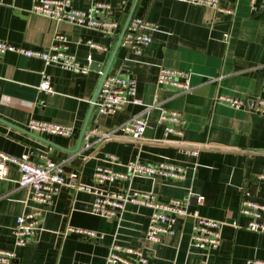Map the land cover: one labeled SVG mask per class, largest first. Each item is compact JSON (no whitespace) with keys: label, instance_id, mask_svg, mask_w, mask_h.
Masks as SVG:
<instances>
[{"label":"crops","instance_id":"obj_1","mask_svg":"<svg viewBox=\"0 0 264 264\" xmlns=\"http://www.w3.org/2000/svg\"><path fill=\"white\" fill-rule=\"evenodd\" d=\"M97 2L111 6L110 19L119 25L115 35L34 15L32 0H3L0 41L45 50L62 34L75 55L87 40L112 53L130 18H144L157 30L148 31L152 41L143 55L128 53L126 58L136 69L131 76L137 81L141 104L101 115L92 109L100 86L98 72L75 74L7 53L0 60V151L13 157L34 152L38 162L46 154L62 163L66 173L76 171L85 186L92 185L94 169L100 165L120 173L131 161L183 167V180L135 177L130 183L117 181L110 189L153 194L160 203L187 201L190 212L227 223L221 245L210 253L192 246L190 217L175 220L174 235L160 243L149 242L145 230L150 209L128 204L119 219L102 218L91 213L93 197L86 192L63 189L50 204L40 206L19 186V172L10 165L7 178L0 180V249L15 252L11 264H105L112 243L142 251L147 264L264 260V235L247 231V218L238 214L244 192L264 202V177L258 178L264 166V118L213 103L216 94L264 97V0H256L255 10L251 0H221L224 7L235 10L234 16L178 0H72L71 7L86 11ZM162 67L188 72L192 91L158 86L156 76ZM43 74L50 77L53 94L38 90ZM202 89L204 93H199ZM165 111L183 115L182 140L200 147L196 157L157 142L162 138L159 119ZM134 117L155 124L152 138L143 135L141 141H134L121 131ZM32 119L70 126L73 136L31 133L26 125ZM91 131L85 148V134ZM106 133L113 138L103 141ZM106 155L115 156L118 163H107ZM38 210L43 216L41 228L24 247L16 248L12 234L16 219ZM75 229L93 231L102 239L85 238L71 231Z\"/></svg>","mask_w":264,"mask_h":264},{"label":"built area","instance_id":"obj_2","mask_svg":"<svg viewBox=\"0 0 264 264\" xmlns=\"http://www.w3.org/2000/svg\"><path fill=\"white\" fill-rule=\"evenodd\" d=\"M72 0H32L30 12L34 15L55 21L66 22L82 28L100 31L106 36H113L119 25L110 19L111 6L105 2H97L86 11L76 10L71 7ZM185 4L209 8L216 12L229 16L235 15V10L224 7L221 0H178ZM3 0H0L2 4ZM256 0H251L252 9L255 10ZM157 30L152 22L140 17H132L128 21L126 31L121 37L120 47L135 57L143 55L144 50L152 41L148 31ZM89 50L103 53L106 49L90 40L83 43ZM7 53H14L25 58H35L44 62L46 66H53L75 74L86 75L90 72L88 65H83L75 54L69 50L67 38L59 34L54 42L45 50H33L20 46H14L0 41V60ZM88 62L90 63L89 59ZM100 86L92 107L101 115H111L122 110L125 106L140 105L137 99V81L131 75L116 73L108 75L104 69L98 71ZM156 84L161 87H169L181 92L190 93V74L185 71L160 68L156 76ZM38 90L47 94H53L50 77L42 75ZM213 103L224 105L233 110H241L249 114L264 118V97L241 99L231 96L216 94ZM185 119L182 114L175 111H165L159 119L162 126V138L157 140L160 144L180 148L188 156L196 157L200 147L192 146L182 140ZM148 123L140 117H134L122 125L121 131L131 136L134 141H141ZM26 128L35 134L59 136L70 138L74 130L70 126L56 123L29 120ZM94 131L85 134V148L87 141ZM113 138L112 134L102 135V140ZM34 152H29L20 157H13L0 151V180L8 176V167L16 166L19 172L18 184L28 193L30 200L40 206L50 204L63 189L70 190L73 194L86 192L93 197L91 213L108 219H119L128 204L145 207L151 210L148 224L145 230V238L149 242L160 243L166 236L175 234L173 225L178 217L192 218L190 242L192 246L202 252H215L221 245V231L225 222L201 217L197 212L188 210V202L174 200L168 203H160L153 194L141 193L127 188L124 191L111 190L110 186L117 181H128L135 177L160 178L165 180H183L185 169L172 163L160 162L154 165L142 164L131 161L124 165L125 172L114 171L109 166H97L93 172V183L85 186L80 182V176L76 171L65 172L64 165L54 161L44 154L35 160ZM105 160L109 164H117L118 160L113 155H106ZM264 177V166L258 178ZM239 216L247 218L245 229L249 232L264 235V202L258 203L251 198L248 192L242 194L238 208ZM43 222L40 210L19 216L12 228L14 245L16 248L24 247L35 236ZM234 228H238L233 223ZM88 239H102V236L90 230H71ZM16 258L14 251L0 249V264H11ZM105 264H147L145 254L137 249L122 247L112 243L107 252ZM202 264H206L202 262ZM246 264H264V260L252 259Z\"/></svg>","mask_w":264,"mask_h":264},{"label":"water","instance_id":"obj_3","mask_svg":"<svg viewBox=\"0 0 264 264\" xmlns=\"http://www.w3.org/2000/svg\"><path fill=\"white\" fill-rule=\"evenodd\" d=\"M125 31H126V27L124 28L121 34V37L123 36ZM121 37L118 43L116 44V47L112 53H106V52L105 53H94V52L91 53L90 50L86 46L81 45L79 47L80 53H77L75 55L77 58V61H79L83 65H88L89 69L94 72H98L101 69H104L105 75L106 74L114 75L116 73H120L123 75L135 74L136 69L134 68L133 62L130 60H126L127 55H128L127 50L119 46ZM88 59L90 63L88 62ZM204 89L200 90L199 93H202ZM96 112L98 113L97 110ZM154 128H155V124L148 123L143 133L144 137L152 138L153 133H154Z\"/></svg>","mask_w":264,"mask_h":264}]
</instances>
